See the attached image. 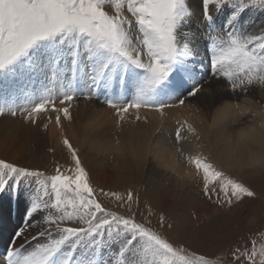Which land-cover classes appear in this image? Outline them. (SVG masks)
Wrapping results in <instances>:
<instances>
[{"label":"snow or ice","instance_id":"obj_1","mask_svg":"<svg viewBox=\"0 0 264 264\" xmlns=\"http://www.w3.org/2000/svg\"><path fill=\"white\" fill-rule=\"evenodd\" d=\"M255 9L264 12V0H202L192 31L189 0H0V91L6 93L0 96V117H20L36 126L42 114L55 113L67 157L54 159L51 172L0 158V202L7 198L22 206L21 225L11 234L0 264H214L163 234L175 227L165 214L153 227L151 207L147 215L141 213L134 190L94 187L81 149L63 127L74 120L73 104L81 98L113 110L109 135L117 144L127 125L148 123L141 109L157 113L161 123L179 110L170 138L160 139L159 126L142 130L143 140L134 149L139 160L146 162L155 149H164L180 166V171L171 168L178 182L192 185L220 210L254 197L225 171L236 167L233 157H218L203 139L195 103L214 91L215 82L224 81L237 102L225 104L218 118L259 117L261 131L242 129L240 140L259 135L264 143V103L249 98L253 88H264V20L258 26L244 20V13ZM201 43L208 79L205 62L197 59ZM20 82L39 83V98L17 106L15 85ZM20 92L31 95L24 88ZM185 109L193 119L184 115ZM47 120L45 131L50 114ZM234 227L251 230L242 223ZM230 235L199 232L197 238L223 244ZM220 264H264V242L252 237L230 245Z\"/></svg>","mask_w":264,"mask_h":264},{"label":"bare ground","instance_id":"obj_2","mask_svg":"<svg viewBox=\"0 0 264 264\" xmlns=\"http://www.w3.org/2000/svg\"><path fill=\"white\" fill-rule=\"evenodd\" d=\"M189 4L192 16L189 19L188 28L195 31L197 21L202 14V0H189ZM202 46L201 43L197 51ZM197 59L204 61L199 55H197ZM208 71L205 64V79L209 78ZM44 83L48 85V81ZM21 88L27 90L31 95L25 97L20 92ZM40 88L39 83L32 85L26 82L17 83L15 85L17 106L24 105L28 99H38ZM256 89L253 88L249 98L264 103V88L258 86V90ZM5 94L4 91H0V96ZM127 98L131 99V96ZM235 102L237 100L231 95L226 83L217 81L214 83V91L210 95L206 98L202 97L199 103L194 102L195 107L199 109L195 119L203 134V139L206 142H211L215 154L218 157L231 155L237 162L235 168H226L225 171L229 175L234 174L241 182L246 183V181H250L251 176H255L253 175L255 172V174L258 172L264 175V143L261 142L259 135L255 140L242 141L240 132L245 128H255L259 133L262 121L259 117L251 116L239 119L218 118V110L222 109L225 104ZM57 106L62 107L59 104ZM72 111L74 120L70 123L64 122L63 133L75 146L81 149L85 166L93 182L96 180L98 185L111 191L134 190L140 187L141 204L143 207H151L155 220L163 213L170 221H173L172 218L175 217V220L183 222L191 230H196L206 217L213 214L214 206L212 204L205 202L199 195L195 196V193L187 192L188 186L190 189L192 185L178 182L171 168L176 167L180 171V166L169 158V154L164 149H155L148 160L143 163L139 160L137 152L134 151L138 143L143 140L142 130L151 131L159 126L163 133V136L157 133L160 139L173 136L177 126L176 121L180 118L179 110H172L161 123V118L157 113L150 109H141L140 115L142 118L146 117L148 123L142 125V128H137L132 124L127 125L126 130L120 136V144L115 142L114 136L109 135L114 129L116 119L112 109L95 99L87 102L79 99L74 102ZM49 114L52 116V123L45 131L43 124L48 123L47 115ZM49 114H42L36 126L25 124L20 117H0V158L22 164L25 158L29 160L33 157L29 152L32 141L39 140V137L43 139L44 136L49 135L52 147L56 149L53 156L58 158L61 155L63 162L67 157L60 144L61 130L57 129L55 125V113ZM184 115L193 119L188 109L184 110ZM97 117H99L98 120ZM34 145L36 144L34 143ZM253 159L255 163H253ZM142 172L145 175L144 181L143 178L141 179Z\"/></svg>","mask_w":264,"mask_h":264},{"label":"rangeland","instance_id":"obj_3","mask_svg":"<svg viewBox=\"0 0 264 264\" xmlns=\"http://www.w3.org/2000/svg\"><path fill=\"white\" fill-rule=\"evenodd\" d=\"M244 20L248 24L258 26L260 22L264 20V12H262L259 9L246 11L244 13ZM197 55H199L202 59H204V62L207 66L206 60L208 59V57L206 55L203 46L199 51H197ZM255 88H257L256 90H258V86ZM80 100H82V98ZM46 136L47 137L44 136L43 139L39 137V140H34L35 136L34 134L32 135L34 141H32L31 143L32 147L30 148V150L32 149V151L29 150V152L33 157L30 158L29 160L28 158H25L22 164L40 166L46 168L49 172H51L52 162L54 159H59L62 162L63 157L61 155H59L58 158H56L55 156H53L54 153L48 152V148H55V147H52L53 144L50 141L49 135ZM34 143L38 145L36 146L34 145ZM34 156L37 158V160L40 159L41 160L37 162ZM255 173H253V175L255 176H251L250 181L248 180L246 181V183H244L255 193L254 197L246 198L242 204L238 205L237 207H234L230 211L227 209L220 210L212 204L214 206L213 214L206 217L205 220L202 223H200V226L198 227L199 229L197 228L196 230H191V228L189 229L188 227H186V225L183 222H179L178 220H175L176 219L175 217H173L172 222L175 225L174 229L164 230L163 234L174 244L177 245L182 244L186 249H188L189 253L195 252L198 255H204L209 259L213 260L214 264H220L222 258L226 259V254L228 252V248L230 245L235 246L237 242H239L240 244H244L245 238L254 237L257 239L258 242H264V236L258 234L259 232L264 231V175L258 172L257 174ZM230 176H233L234 178L239 180V178H237L232 173ZM144 177L145 175L142 172L141 179L143 178L142 179L143 181L145 179ZM91 183L97 189L103 188L101 185H98L96 183V180L95 182L91 180ZM189 187L190 186H188L187 188L188 189L187 192L189 191L190 194L195 193V196L198 195V189H195L193 186H191V188L189 189ZM103 189L107 190L106 188ZM125 191L126 189H121L118 192L124 193ZM134 191L139 195V197L142 196L140 187L134 189ZM104 203L109 208L114 209L113 202L105 199ZM21 207H18L15 202L9 203L7 198H4V200L0 202V243L2 244L1 246H3V248H6V246H8V242L11 238V234L18 226L21 225V214H22ZM139 211L144 215H147L148 208L143 207L141 204ZM138 219H142V217L138 216ZM150 219L152 220L153 227H155L158 219L155 220L154 214L150 217ZM237 223L249 225L251 230H249V228L247 227L243 229H237L234 227V225ZM199 232H205V233L230 232L231 235L227 242L223 244H215V243H207L198 239L197 234Z\"/></svg>","mask_w":264,"mask_h":264}]
</instances>
